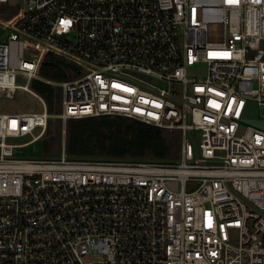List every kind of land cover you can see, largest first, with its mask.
Listing matches in <instances>:
<instances>
[{
  "label": "built area",
  "instance_id": "2783aa9c",
  "mask_svg": "<svg viewBox=\"0 0 264 264\" xmlns=\"http://www.w3.org/2000/svg\"><path fill=\"white\" fill-rule=\"evenodd\" d=\"M12 1L0 100L19 91L39 110L0 112V264H264V129L244 118L252 104L264 122V0ZM47 53L78 76L42 79ZM33 80L58 89L63 124L176 131V159L16 157L52 117Z\"/></svg>",
  "mask_w": 264,
  "mask_h": 264
},
{
  "label": "trees",
  "instance_id": "16d2710c",
  "mask_svg": "<svg viewBox=\"0 0 264 264\" xmlns=\"http://www.w3.org/2000/svg\"><path fill=\"white\" fill-rule=\"evenodd\" d=\"M39 76L61 82L77 77L78 72L72 64L47 53ZM30 87L44 100L49 114L54 112L55 105L58 108V89L36 80ZM56 145V140L49 139L41 142V149L48 152ZM64 151L68 157L82 159L143 161L148 156L153 162H166L178 155V134L119 116L70 119L65 123Z\"/></svg>",
  "mask_w": 264,
  "mask_h": 264
},
{
  "label": "rangeland",
  "instance_id": "374dc122",
  "mask_svg": "<svg viewBox=\"0 0 264 264\" xmlns=\"http://www.w3.org/2000/svg\"><path fill=\"white\" fill-rule=\"evenodd\" d=\"M19 3V0H15L9 2L10 6L16 5ZM187 77L188 78H201L203 75V68L199 65H194L192 67L187 68ZM15 83L18 85H25L26 81L21 79L20 76L15 78ZM173 89H177L176 87H172ZM178 90V89H177ZM28 109H33L35 111L39 110L38 103L31 98L30 96L22 93L16 92L14 98L12 100H0V112L6 113H19L27 111ZM57 106L54 107V112L51 113L52 117L50 118L48 125L46 126L45 133L41 140L36 143L30 144L26 147H22L17 149L15 152V156L18 158H33V159H52L57 158L62 149L64 150L65 145V134L62 133L65 130V123L63 124L58 118H56V114L58 113ZM49 139L56 140V147L48 152H44L41 149V142L48 141ZM29 140L28 137L17 138L10 141L11 144L19 145L27 142ZM102 159V158H100ZM131 160V159H126ZM143 161L153 162L152 158L145 157L142 159Z\"/></svg>",
  "mask_w": 264,
  "mask_h": 264
},
{
  "label": "water",
  "instance_id": "95a60500",
  "mask_svg": "<svg viewBox=\"0 0 264 264\" xmlns=\"http://www.w3.org/2000/svg\"><path fill=\"white\" fill-rule=\"evenodd\" d=\"M255 117H256V109L254 105L248 104L244 115V118L247 119L246 122L258 128L264 129V122L254 121Z\"/></svg>",
  "mask_w": 264,
  "mask_h": 264
},
{
  "label": "snow or ice",
  "instance_id": "6c2138e0",
  "mask_svg": "<svg viewBox=\"0 0 264 264\" xmlns=\"http://www.w3.org/2000/svg\"><path fill=\"white\" fill-rule=\"evenodd\" d=\"M229 2H230V3H234V2H235V0H229Z\"/></svg>",
  "mask_w": 264,
  "mask_h": 264
}]
</instances>
